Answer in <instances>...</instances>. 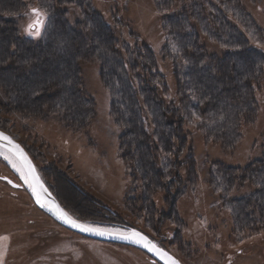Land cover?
Instances as JSON below:
<instances>
[{
  "label": "trees",
  "instance_id": "16d2710c",
  "mask_svg": "<svg viewBox=\"0 0 264 264\" xmlns=\"http://www.w3.org/2000/svg\"><path fill=\"white\" fill-rule=\"evenodd\" d=\"M73 2L68 6L69 0H0V97H7L13 110L52 113L73 129L84 128L93 120L96 104L83 92L80 64L97 59L111 94V116L125 129V156L143 173L146 184L163 178V165L170 169L171 180L179 176L188 141L185 119L193 122L198 115L197 128L207 140L228 147L237 143L242 124L259 109L256 85L264 84V29L243 0H155L158 10L165 12V40L159 51L139 38L133 43L118 39L94 9L93 0ZM32 9L45 14L39 36L27 31L35 19ZM3 43L8 46L1 49ZM158 53L172 60L176 78V92L167 99L163 96L168 82ZM12 57L17 60L14 64L6 61ZM13 86L17 87L10 91ZM189 169L193 175L194 168ZM238 171V176L217 172L228 185L252 186L235 199V229L241 230L255 216L256 221L264 216V153ZM40 173L56 191L44 171ZM70 183L74 192L87 195L74 180ZM66 208L79 219L103 226L123 221L92 207H83V216ZM125 224L133 225L127 220Z\"/></svg>",
  "mask_w": 264,
  "mask_h": 264
},
{
  "label": "rangeland",
  "instance_id": "374dc122",
  "mask_svg": "<svg viewBox=\"0 0 264 264\" xmlns=\"http://www.w3.org/2000/svg\"><path fill=\"white\" fill-rule=\"evenodd\" d=\"M69 1L73 4L68 6L74 5ZM93 1L94 9L115 29L118 39L133 43L139 38L141 43L161 50L165 12L158 10L155 0ZM243 2L264 29V0ZM117 43L121 48L120 41ZM6 46L1 44V49ZM162 58L158 53L168 82L169 90L163 96L167 99L176 92V78L172 60ZM7 60L13 64L17 61L13 57ZM80 68L83 92L96 104L93 120L82 129H73L52 113L16 112L7 97H0V128L28 148L62 205L78 214L83 207H92L96 213L105 211L123 220L121 225L108 227L125 228L127 220L184 264H264V216L261 221L255 216L246 229H235V199L246 195L251 184L228 185L217 172L238 176V168L263 157L264 84L256 85L259 109L251 121L242 124L241 138L235 145L207 140L197 128L198 115L193 122L185 119L188 141L180 158L183 165H178L179 176L171 180L170 169L163 165V178L146 184L143 173L136 171L125 156V129L111 116V94L102 79L100 62L85 60ZM0 175L21 185L13 187L0 180V264H161L141 249L91 239L58 224L36 206L24 179L2 156ZM69 180L84 188L87 195L74 192Z\"/></svg>",
  "mask_w": 264,
  "mask_h": 264
},
{
  "label": "water",
  "instance_id": "95a60500",
  "mask_svg": "<svg viewBox=\"0 0 264 264\" xmlns=\"http://www.w3.org/2000/svg\"><path fill=\"white\" fill-rule=\"evenodd\" d=\"M0 133L4 136H7L11 139L14 145H18L19 149L23 151L24 155L27 157V162L30 163L32 172H29L28 163L21 161L16 154L15 150L12 148V145L8 144L7 141L0 138V148L14 156L22 166L24 173L27 177V181H23L27 192L33 199L34 203L38 208L48 214L52 219H54L58 224L62 225L63 227L70 229L76 233H79L85 237L110 242V243H117L123 245H129L138 249L143 250L147 254H149L154 260H157L161 264H171V261H175L176 264H184L177 256H175L172 252L167 250L165 247L161 246L157 243L152 237H150L147 233L143 232L142 230L134 227H125V228H118V227H108L99 224L92 223L90 221H85L73 216L60 202L58 197L52 191V189L48 186L46 181L43 179L34 159L27 151V149L8 131L0 128ZM2 180L8 182L13 187H20L21 185L16 183L12 180L9 176H2L0 177ZM31 185V186H30ZM42 186V187H41ZM35 188V193L33 191ZM46 190V191H45ZM37 194H39V203L37 202ZM43 204V206H41ZM53 205H58L60 209H63L64 212L68 214L72 220H75L79 224H86L91 225L95 228H100L106 230L104 235L97 234L95 232L90 231H81L78 227H73L70 223L65 222V219L60 218L59 214L53 208ZM139 233L140 236L146 237V241L139 240V237L133 236L132 233ZM128 237V238H125ZM150 242V243H148ZM147 244V246H145ZM152 245H155L156 249L162 250L164 253L167 254V257H162L159 255L155 250H150ZM168 258H171L169 260Z\"/></svg>",
  "mask_w": 264,
  "mask_h": 264
},
{
  "label": "snow or ice",
  "instance_id": "6c2138e0",
  "mask_svg": "<svg viewBox=\"0 0 264 264\" xmlns=\"http://www.w3.org/2000/svg\"><path fill=\"white\" fill-rule=\"evenodd\" d=\"M32 13H33L35 19L32 21V23H30L28 25L27 31L29 32L30 35L39 36L40 30L44 26V15L45 14L42 13L39 9H32ZM0 138H2L3 140L7 141L8 144L12 145V148L15 150L16 154L18 155V157H19V159L21 161H24L25 163H28L27 162V157L24 155L23 151L19 149L18 145H14L13 142L11 141V139L9 137H7V136H4L2 133H0ZM28 168H29V172L31 173L33 170L31 168L30 163H28ZM18 170H20V169L18 168ZM25 178H27V177H25ZM33 191L35 193V188H33ZM37 202L38 203L40 202L39 201V194H37ZM41 206H43V204ZM53 208L59 214L60 218L65 219V222L70 223L73 227L80 228L81 231L95 232V233L100 234V235H104L105 232H106V230H104V229L95 228V227H92L91 225L79 224L75 220H72L70 217H68V214L66 212H64L63 209H60L58 205H53ZM132 235L139 237V240H142V241H146L147 240L146 237L140 236L139 233H135L134 232V233H132ZM125 238H128V237H125ZM148 243H150V242H148ZM145 246H147V244ZM150 250H155L162 257H167V254L164 253L160 249H156L155 245H152V248H150ZM168 259L171 260V258H168ZM171 264H176V262L175 261H171Z\"/></svg>",
  "mask_w": 264,
  "mask_h": 264
},
{
  "label": "bare ground",
  "instance_id": "6f19581e",
  "mask_svg": "<svg viewBox=\"0 0 264 264\" xmlns=\"http://www.w3.org/2000/svg\"><path fill=\"white\" fill-rule=\"evenodd\" d=\"M0 156L4 157L7 160V162L13 168V170L15 172H17L24 179V181L25 180L27 181V178H25L26 175L24 173V170H23L22 166L20 165L19 161L14 156H12L11 154H9L8 152H6L5 150H3L2 148H0ZM18 168L20 170H18Z\"/></svg>",
  "mask_w": 264,
  "mask_h": 264
},
{
  "label": "flooded vegetation",
  "instance_id": "af4514ba",
  "mask_svg": "<svg viewBox=\"0 0 264 264\" xmlns=\"http://www.w3.org/2000/svg\"><path fill=\"white\" fill-rule=\"evenodd\" d=\"M2 176H5V175H0V177H2ZM0 180H2L1 178H0ZM2 181H4V180H2ZM4 182H6V181H4ZM8 183V182H7Z\"/></svg>",
  "mask_w": 264,
  "mask_h": 264
}]
</instances>
